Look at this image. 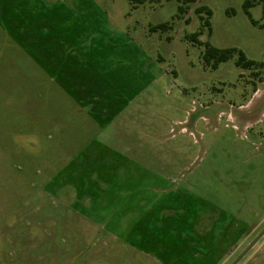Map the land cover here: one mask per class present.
<instances>
[{"label":"rangeland","instance_id":"1","mask_svg":"<svg viewBox=\"0 0 264 264\" xmlns=\"http://www.w3.org/2000/svg\"><path fill=\"white\" fill-rule=\"evenodd\" d=\"M245 1L0 0V264L231 261L264 220V66L203 53L264 61Z\"/></svg>","mask_w":264,"mask_h":264},{"label":"trees","instance_id":"2","mask_svg":"<svg viewBox=\"0 0 264 264\" xmlns=\"http://www.w3.org/2000/svg\"><path fill=\"white\" fill-rule=\"evenodd\" d=\"M134 3H144L146 0H131ZM183 4L180 6V14L183 15L188 10V4L191 2H195L197 0H179ZM255 4V0H246L244 3L245 9L248 11V9ZM196 12L200 14L201 19L203 20L204 26H207L209 30L211 31V21L210 18L212 16V10L208 8L207 6H200L196 9ZM249 12V11H248ZM205 14V15H204ZM254 23H256L255 20H253ZM172 27L170 22L160 23L158 25L151 26L152 31L157 30H168ZM199 33H193L190 36V39L194 42H197ZM235 53H238V60L237 65L243 68H249L253 69L256 66H264V61L258 62L253 59H249L246 54L239 50L238 48H219L216 47L210 43L206 44V50L203 53V60L206 66H209L213 69H216L219 67V65L222 62H225L229 60Z\"/></svg>","mask_w":264,"mask_h":264},{"label":"flooded vegetation","instance_id":"3","mask_svg":"<svg viewBox=\"0 0 264 264\" xmlns=\"http://www.w3.org/2000/svg\"><path fill=\"white\" fill-rule=\"evenodd\" d=\"M248 230H252L251 232H249ZM264 230V220L262 222H260L259 224H257L256 226H250L248 225L247 226V231L244 232V234L242 235H239L240 236V239L245 235L247 234V238H249L246 242V244L242 247L241 250H239L237 252V254L231 259L230 262H228L227 264H233L236 259L245 251V249L250 245V243L252 241H254L258 236L259 234ZM227 236L228 235H220L219 237V242L223 243V248H225V250L227 251V247L229 245H227ZM264 241V235L257 241V243L241 258V260L237 263V264H251L250 262L251 261H254V259L256 258L255 256H259L261 257L263 260H264V254H261V253H258L259 252V244L261 242ZM236 252V250L234 252H231V255H233L234 253ZM254 254V255H253ZM251 255H253V257H255L253 260H252V257ZM251 257V258H250Z\"/></svg>","mask_w":264,"mask_h":264},{"label":"water","instance_id":"4","mask_svg":"<svg viewBox=\"0 0 264 264\" xmlns=\"http://www.w3.org/2000/svg\"><path fill=\"white\" fill-rule=\"evenodd\" d=\"M264 235V230L259 234V236L250 243V245L245 249V251L236 259L233 264H237L241 258L257 243V241Z\"/></svg>","mask_w":264,"mask_h":264},{"label":"built area","instance_id":"5","mask_svg":"<svg viewBox=\"0 0 264 264\" xmlns=\"http://www.w3.org/2000/svg\"><path fill=\"white\" fill-rule=\"evenodd\" d=\"M183 129V128H182ZM184 131H186V130H184Z\"/></svg>","mask_w":264,"mask_h":264}]
</instances>
